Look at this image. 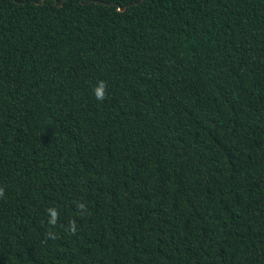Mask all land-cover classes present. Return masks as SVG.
Wrapping results in <instances>:
<instances>
[{
	"label": "trees",
	"instance_id": "1",
	"mask_svg": "<svg viewBox=\"0 0 264 264\" xmlns=\"http://www.w3.org/2000/svg\"><path fill=\"white\" fill-rule=\"evenodd\" d=\"M0 189V264H264V0H0Z\"/></svg>",
	"mask_w": 264,
	"mask_h": 264
},
{
	"label": "clouds",
	"instance_id": "2",
	"mask_svg": "<svg viewBox=\"0 0 264 264\" xmlns=\"http://www.w3.org/2000/svg\"><path fill=\"white\" fill-rule=\"evenodd\" d=\"M93 94L94 97L100 101H103L106 98V88L103 81L98 82L97 86L93 90ZM2 195H3V190L0 189V196Z\"/></svg>",
	"mask_w": 264,
	"mask_h": 264
}]
</instances>
